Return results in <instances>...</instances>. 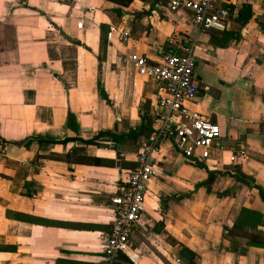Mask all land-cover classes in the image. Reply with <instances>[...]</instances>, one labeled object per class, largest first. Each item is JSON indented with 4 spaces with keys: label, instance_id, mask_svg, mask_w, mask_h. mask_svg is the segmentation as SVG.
I'll return each mask as SVG.
<instances>
[{
    "label": "crops",
    "instance_id": "obj_1",
    "mask_svg": "<svg viewBox=\"0 0 264 264\" xmlns=\"http://www.w3.org/2000/svg\"><path fill=\"white\" fill-rule=\"evenodd\" d=\"M167 2L0 0V136L20 140L0 145V264L98 263L109 198L148 130L117 143L47 140L75 134L65 126L67 109L81 137L113 127L126 132L143 115L150 119L162 85L118 55L134 49L157 60L185 48L195 57L197 86L185 104L218 124L215 142L224 150L211 147L208 158L191 164L161 148L128 237L134 257L124 253L116 264H186L175 260L182 246L192 264H264V242L223 231L238 223L264 234V201L251 186L264 190V0H219L228 7L223 27L205 29ZM241 3L251 14L240 24ZM237 146L244 156L229 161ZM206 169L214 175L208 187ZM240 206L258 210L260 221H237Z\"/></svg>",
    "mask_w": 264,
    "mask_h": 264
},
{
    "label": "built area",
    "instance_id": "obj_2",
    "mask_svg": "<svg viewBox=\"0 0 264 264\" xmlns=\"http://www.w3.org/2000/svg\"><path fill=\"white\" fill-rule=\"evenodd\" d=\"M166 4L169 10L187 11L197 29L222 28L228 13L227 5L219 0H168ZM119 35L127 38L128 28H122ZM118 57L121 63H130L139 76L159 82L162 91L150 116L149 130L134 154L135 164L120 169L117 188L109 198L112 218L102 240L97 264H114L119 251L129 258L134 257L127 253L128 237L144 210L148 181L158 174L157 162L160 161L162 147L178 151L192 164L208 158L211 147L217 151L224 150L215 142L220 133L218 124L185 104L197 89L192 77L195 57L190 49L160 52L157 60H150L134 49L120 52ZM243 156L241 146L227 153L228 160L232 162ZM175 260L181 261L179 257Z\"/></svg>",
    "mask_w": 264,
    "mask_h": 264
},
{
    "label": "trees",
    "instance_id": "obj_3",
    "mask_svg": "<svg viewBox=\"0 0 264 264\" xmlns=\"http://www.w3.org/2000/svg\"><path fill=\"white\" fill-rule=\"evenodd\" d=\"M114 1L119 2L121 4H125L129 0H114ZM250 14H251L250 5L248 3H241L240 6L238 7L236 15H235V20L240 24L244 23L247 20V18L250 16ZM100 29L102 30V27ZM96 58H98L97 55H96ZM148 123H149V118L147 116L143 115L142 116V122L138 126H134L133 128L128 129L126 132H115L114 127H113L112 129H98V130L91 132L90 134L86 135L85 137H81L77 134V126L78 125H77V122L75 120V114L71 110L67 109L66 118H65V126L72 129L75 132V134L72 136H64L60 140L48 139L47 141H63L64 142V141L69 140V139H79L80 142H82V143L98 144L103 139L113 138L114 142L117 143V142H120V140H122L124 137L132 136L134 138L138 134L145 133L146 130H149ZM3 142L18 144V143H20V140L13 139V138H4V137L0 136V145ZM26 144H27V141H25V145ZM95 161L101 162L102 159L101 158H95ZM113 163H116V159L113 160ZM134 164H135V161L132 158V161L130 162L128 167H133ZM206 172H207V176H206L204 182H205V185L208 187V184L213 179L214 175H213V171L210 169H206ZM233 175L238 180L247 182V180L245 179L244 176H242L240 174H233ZM251 186H253L255 188L259 198L262 201H264V190L261 189L259 186L254 185V184H252ZM164 202H165L164 200H161L162 207H164ZM260 217H261V213L258 210H255L253 208L240 206L238 209L237 221H239L241 223H245L246 225H249V224L254 225L255 222L260 221ZM160 225H161V222H160ZM226 231H227V233H229L231 235H237V234L244 235L252 242H256V243H263L264 242V234L260 236L255 232H250L249 230H243V229H241V225L240 224L238 225V223H237V227L233 223L230 228L226 229ZM182 247L184 249H186L185 246H182ZM117 258L123 259L124 253L119 251L116 254V257L114 259V264H116ZM186 264H192L191 258L188 259Z\"/></svg>",
    "mask_w": 264,
    "mask_h": 264
},
{
    "label": "water",
    "instance_id": "obj_4",
    "mask_svg": "<svg viewBox=\"0 0 264 264\" xmlns=\"http://www.w3.org/2000/svg\"><path fill=\"white\" fill-rule=\"evenodd\" d=\"M179 258L181 262L186 263L187 260L190 258V252L186 249H182L180 251Z\"/></svg>",
    "mask_w": 264,
    "mask_h": 264
},
{
    "label": "rangeland",
    "instance_id": "obj_5",
    "mask_svg": "<svg viewBox=\"0 0 264 264\" xmlns=\"http://www.w3.org/2000/svg\"><path fill=\"white\" fill-rule=\"evenodd\" d=\"M6 32H9L8 30ZM100 33H101V29H100ZM13 76V75H12ZM192 164V163H191ZM132 165V164H131Z\"/></svg>",
    "mask_w": 264,
    "mask_h": 264
},
{
    "label": "bare ground",
    "instance_id": "obj_6",
    "mask_svg": "<svg viewBox=\"0 0 264 264\" xmlns=\"http://www.w3.org/2000/svg\"><path fill=\"white\" fill-rule=\"evenodd\" d=\"M128 250V249H127Z\"/></svg>",
    "mask_w": 264,
    "mask_h": 264
}]
</instances>
